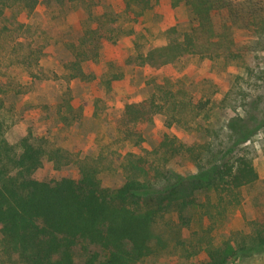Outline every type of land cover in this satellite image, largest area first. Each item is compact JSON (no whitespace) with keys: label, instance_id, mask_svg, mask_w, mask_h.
<instances>
[{"label":"rangeland","instance_id":"rangeland-1","mask_svg":"<svg viewBox=\"0 0 264 264\" xmlns=\"http://www.w3.org/2000/svg\"><path fill=\"white\" fill-rule=\"evenodd\" d=\"M37 1L29 13V0H2L7 18L23 24L17 30L0 17V32L17 30L14 35L19 34L24 42L35 38L45 51L42 64L51 75L30 84L21 66L8 60L10 47L0 38V119L8 142L16 144L31 133L46 149L59 147L60 165L55 168L54 162L45 159L37 173L40 177L78 179L80 165L96 169L102 184L111 189L130 177L157 182L183 177L188 189L187 224L178 220L175 206L166 207L153 225L152 252L135 264H211L208 250L212 248L219 251L222 264H264V246L248 255L236 251L241 240L249 245L254 241L256 222L264 221V51L253 44L255 35L245 28L232 29L236 43L242 46L241 56L235 59L193 56L174 65L153 67L138 54L165 44L168 28L189 26L191 15L184 5L156 0L132 22L123 11V0H73L62 6L58 0ZM89 12L101 16L103 25L98 27L105 39L96 58L90 53L92 47L86 48L88 61L80 58L84 75L67 83L70 72L64 63L75 59L70 48L78 43L82 21ZM212 17L217 29L226 19L223 11L213 12ZM88 24L97 25L91 19ZM17 48L24 52L26 45ZM116 76L119 78L114 79ZM67 84L71 103L79 113L68 123L58 113ZM3 87H7L6 93ZM152 94L172 103L149 122L119 125L125 103ZM236 120L253 130L246 140H235L230 123ZM164 135L192 145L207 168L211 162L243 154L251 159L258 179L243 187L241 203L227 205L213 224L215 208L208 210L200 203L215 204L218 196L192 180L198 169L189 156L163 152L159 144ZM85 255L81 248L74 251L79 264Z\"/></svg>","mask_w":264,"mask_h":264},{"label":"trees","instance_id":"trees-1","mask_svg":"<svg viewBox=\"0 0 264 264\" xmlns=\"http://www.w3.org/2000/svg\"><path fill=\"white\" fill-rule=\"evenodd\" d=\"M72 1L58 0V5L65 2L70 5ZM155 1L123 0V11L130 16L129 21L135 22ZM171 1L173 5L187 7L191 15L190 24L183 30L174 26L168 28L165 44L138 54L143 63L162 67L193 56L211 60L235 59L241 56L242 46L233 37L234 27L250 30L255 35L253 44L264 51V0ZM37 4V0H29V13ZM0 5L1 19L9 20L17 30L20 29L19 25L23 23L15 18L13 21L8 19L2 0ZM215 11H223L226 15L219 29L213 22ZM90 19L96 21L95 28L89 26ZM98 25H103L99 15L93 16L89 12L83 19L78 43L70 48L75 59L64 63L70 72L66 77L67 83L84 75L80 58L85 57L83 62L88 61L87 47H92L90 53L96 58L100 42L105 39L104 31ZM17 30L0 32L4 45L10 47L8 60L21 66L30 84L37 79H49L50 72L42 64L45 54L42 45L33 37L24 42L19 34L14 35ZM22 43L26 45L24 52L17 48ZM51 74L57 75L53 70ZM6 88H2L5 93L8 91ZM154 97L152 94L141 101L125 103L119 125L129 127L149 122L164 110L166 104L172 103L167 97L163 96L161 100ZM58 109L60 117L67 123L79 115L71 103L68 84L61 93ZM230 127L237 142L246 140L253 133L242 120L232 121ZM36 138L28 133L16 144L9 143L0 119V264H79L74 259L76 248L86 252L80 264H135L152 252L153 225L166 207L175 206L178 220L187 224L184 210L188 189L183 177L177 176L174 182L169 177L158 182L130 177L112 189L104 186L96 169L88 165L79 166L78 179L40 177L37 173L43 168L45 159L54 162L57 168L62 155L59 147L46 149ZM159 147L170 156L184 153L195 162L198 171L189 180L203 184L218 196L215 204L208 201L200 203L202 208H215L216 216L212 223L224 214L227 205H239L240 190L258 179L251 159L243 154L229 155L220 162L209 163L207 168L201 163L195 148L175 136L164 135ZM229 151L232 153L231 149ZM253 235L254 241L250 245L247 240H241L236 251L248 255L262 249L264 221L256 222ZM89 247L93 249L89 250ZM208 254L211 264H222L216 248L209 249Z\"/></svg>","mask_w":264,"mask_h":264}]
</instances>
